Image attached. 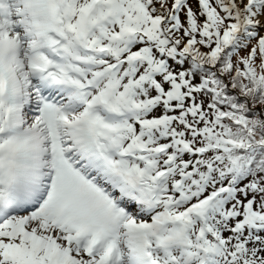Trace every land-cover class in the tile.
<instances>
[{"label": "snow or ice", "instance_id": "1", "mask_svg": "<svg viewBox=\"0 0 264 264\" xmlns=\"http://www.w3.org/2000/svg\"><path fill=\"white\" fill-rule=\"evenodd\" d=\"M0 264H264V0H0Z\"/></svg>", "mask_w": 264, "mask_h": 264}]
</instances>
